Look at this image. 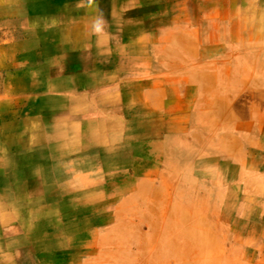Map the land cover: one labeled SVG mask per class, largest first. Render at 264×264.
<instances>
[{
  "label": "crops",
  "instance_id": "crops-1",
  "mask_svg": "<svg viewBox=\"0 0 264 264\" xmlns=\"http://www.w3.org/2000/svg\"><path fill=\"white\" fill-rule=\"evenodd\" d=\"M10 1L5 264H148L153 229L208 210L248 221L245 242L264 246V0Z\"/></svg>",
  "mask_w": 264,
  "mask_h": 264
},
{
  "label": "rangeland",
  "instance_id": "rangeland-1",
  "mask_svg": "<svg viewBox=\"0 0 264 264\" xmlns=\"http://www.w3.org/2000/svg\"><path fill=\"white\" fill-rule=\"evenodd\" d=\"M244 196V205L252 208L259 195ZM198 202L197 198V207ZM197 212L194 229L183 226L182 221L171 222L165 229H153L152 236L162 237L163 242L147 244L148 264H264V246L257 248L245 242L243 233L248 221H235L225 211ZM105 249L98 252L109 253ZM153 256L157 261L151 260Z\"/></svg>",
  "mask_w": 264,
  "mask_h": 264
},
{
  "label": "bare ground",
  "instance_id": "bare-ground-1",
  "mask_svg": "<svg viewBox=\"0 0 264 264\" xmlns=\"http://www.w3.org/2000/svg\"><path fill=\"white\" fill-rule=\"evenodd\" d=\"M11 2H12V0L10 1V3H11ZM245 3H246V2H245ZM259 12H260V11H259ZM251 15H252V14H251ZM18 16H20V15H18ZM255 17H256V16H255ZM257 18H258V17H257ZM259 18H260V17H259ZM256 20H257V19H256ZM259 20H260V19H259ZM95 22H96V21H95ZM259 22H261V21H259ZM258 25H259V24H258ZM69 28H70V27H69ZM81 28H82V27H81ZM259 30H260V29H259ZM260 31H261V30H260ZM245 32H246V31H245ZM95 33H96V32H95ZM35 36H36V35H35ZM102 36H103V35H102ZM102 36H101V37H102ZM95 39H96V38H95ZM32 41H33V40H32ZM34 41H35V40H34ZM258 41H259V40H258ZM90 42H91V41H90ZM237 43H238V42H237ZM88 44H89V43H88ZM90 44H91V43H90ZM101 44H102V43H101ZM243 44H244V43H243ZM36 45H37V44H36ZM96 45H97V44H96ZM237 45H239V44H237ZM93 46H94V45H93ZM252 47H253V46H252ZM37 48H38V47H37ZM43 50H44V49H43ZM42 53H43V52H42ZM21 56L23 57L24 55H21ZM252 58H253V57H252ZM15 59H16V58H15ZM253 62H254V61H253ZM261 62H262V61H261ZM257 64H258V62H257ZM259 64H260V63H259ZM261 65H263V64H261ZM258 66H260V65H258ZM46 67H47V66H46ZM50 67H51V66H50ZM259 69H260V68H259ZM263 71H264V69H263ZM53 111H54V110H53ZM44 112H45V111H44ZM44 112H43V113H44ZM48 112H49V111H48ZM50 112H51V111H50ZM44 116H45V115H44ZM45 117H46V116H45ZM45 117H44V118H45ZM47 117H48V115H47ZM47 117H46V118H47ZM52 119H53V118H52ZM49 120H50V119H49ZM51 126H52V125H51ZM87 127H88V126H87ZM8 130H9V129H8ZM37 135H38V132H37ZM43 135H44V133H43ZM195 135H196V134H195ZM7 138H9V137H7ZM36 138H37V136H36ZM11 139H12V138H11ZM37 140H38V139H37ZM33 141H34V140H33ZM33 141H32V143H34ZM69 142H70V141H69ZM71 142H72V141H71ZM193 142H194V141H193ZM169 144H170V143H169ZM175 144H176V143H175ZM202 144H203V143H202ZM178 145H180V144H178ZM181 145H182V144H181ZM203 145H204V144H203ZM170 146H171V145H170ZM189 146H190V145H189ZM171 147L173 148V146H171ZM195 147H196V146H195ZM176 148H177V147H176ZM210 149H211V148H210ZM167 150H168V148H167ZM207 150H208V149L206 148V151H207ZM212 150H213V149H212ZM216 150H217V149H216ZM1 151H2V150H1ZM186 151H187V150H186ZM186 151H184V154H185ZM217 151H218V150H217ZM218 152H219V151H218ZM172 153H173V152H172ZM182 153H183V152H182ZM209 153H210V152H209ZM212 153H213V152H212ZM226 153H227V152H226ZM167 154H169V155L171 154V153H169V150H168V153H167ZM173 155H174V154H173ZM176 155H177V154H176ZM220 155H221V154H220ZM227 155H228V154H227ZM190 156H191V155H190ZM199 156H200V155H199ZM222 156H223V155H222ZM232 156H233V155H232ZM194 157H195V156H194ZM202 157H203V156H202ZM219 157H220V156H219ZM224 157H225V155H224ZM240 157H241V156H240ZM173 158H174V156H173ZM177 158H178V157H177ZM188 158H189V157H188ZM206 158H207V157H206ZM196 159H197V158H196ZM230 159H231V158H230ZM238 160H239V159H238ZM172 161H173V160H172ZM174 161H175V160H174ZM203 161H204V160H203ZM240 161H241V160H240ZM189 162H190V161H189ZM192 162H195V161H192ZM224 162H225V161H224ZM174 163H175V162H174ZM194 165H195V164H194ZM200 166H201V165H200ZM200 166H199V167H200ZM196 167H198V166H196ZM170 168H172V167H170ZM187 168H188V167H187ZM190 168H191V167H190ZM194 168H195V167H194ZM157 169H158V168H157ZM172 169H173V168H172ZM177 169H178V168H177ZM184 169H185V168H184ZM208 169H209V168H208ZM233 169H234V168H233ZM160 170H162V169H160ZM168 170H169V169H168ZM173 170H174V169H173ZM173 170H172V171H173ZM204 170H206V169H204ZM176 171H177V170H176ZM185 171H186V170H185ZM208 171H209V170H208ZM166 172H167V171H166ZM169 172H170V171H168V173H169ZM195 172H196V171H195ZM199 172H200V171H199ZM173 173H176V172H173ZM200 173H201V172H200ZM165 174H166V173H165ZM181 174H182V173H181ZM203 175H204V174H203ZM214 175H215V174H214ZM168 176H170V175H168ZM234 177H235V176H234ZM180 178H181V177H179V180H181ZM190 178H192V177H190ZM194 178H195V177H194ZM67 180H68V179H67ZM184 180H185V179H184ZM193 180L197 181L196 179H193ZM193 180H192V181H193ZM71 181H72V180H71ZM212 181H213V180H212ZM212 181H211V182H212ZM233 181H234V180H233ZM41 182H42V181H41ZM43 182H44V181H43ZM60 182H61V181H60ZM72 182H73V181H72ZM87 182H88V180H87ZM172 182H173V181H172ZM189 182H190V181H189ZM68 184H69V183H68ZM220 184H221V183H220ZM42 185H43V184H42ZM75 185H76V184H75ZM197 185H198V184H197ZM43 186H44V185H43ZM193 186H194V185H193ZM204 186H205V185H204ZM210 186H211V185H210ZM45 187H46V186H45ZM45 187H44V188H45ZM51 187H52V186H51ZM71 187H72V186H71ZM78 187H80V186H78ZM182 187H183V186H182ZM7 188H8V187H7ZM49 188H50V187H49ZM197 188H198V187H197ZM227 188H228V187H227ZM4 189H5V188H4ZM26 189H27V188H26ZM185 189H186V188H185ZM185 189H184V191H185ZM45 190H46V189H45ZM66 190H67V189H66ZM70 190H71V189H70ZM204 190H205V189H204ZM204 190H203V191H204ZM234 190H235V189H234ZM8 191H9V190H8ZM63 191H64V190H63ZM174 191H175V190H174ZM205 191H206V190H205ZM10 192H11V191H10ZM43 192H44V191H43ZM25 193H26V192H25ZM177 193H178V192H177ZM205 193H206V192H205ZM224 193H225V192H224ZM0 194H1V193H0ZM23 194H24V193H23ZM23 194H22V196H23ZM206 194H207V193H206ZM20 195H21V194H20ZM20 195L18 194V195H15V196H19V197H20ZM173 195H174V194H173ZM214 195H215V194H214ZM221 195H222V194H221ZM24 196H25V195H24ZM78 196H79V195H78ZM176 196H177V195H176ZM184 196H185V195H184ZM19 197H18V198H19ZM45 197H46V196H45ZM173 197H175V196H173ZM11 198H12V197H11ZM171 198H172V197H171ZM190 198H191V197H190ZM190 198H189V201H190ZM194 198H195V197H194ZM194 198H193V199H194ZM32 199H33V198H32ZM173 199H175V198H173ZM179 199H180V198H179ZM193 199H191V200H193ZM0 200H1V199H0ZM7 200H8V199H7ZM16 200H17V199H16ZM26 200H27V198H26ZM26 200H25V201H26ZM171 201H172V199H171ZM189 201H188V202H189ZM196 201H197V200H196ZM198 201H199V199H198ZM37 202H38V201H37ZM37 202H35V203L37 204ZM39 202H40V201H39ZM71 202H72V201H71ZM172 202H173V201H172ZM182 202H183V201H182ZM186 202H187V201H186ZM186 202H185V203H186ZM12 203H13V202H12ZM33 203H34V202H33ZM179 203H180V202H179ZM189 203H191V202H189ZM195 203H196V202H195ZM180 204H181V203H180ZM186 204H188V203H186ZM196 204H197V203H196ZM28 205H32V204H29V203H28ZM59 205H61V204H59ZM65 205H66V204H65ZM198 205H199V204H198ZM57 206H58V205H57ZM71 206H72V205H71ZM182 206H183V205H182ZM193 206H194V204H193ZM195 206H196V205H195ZM23 207H24V206H23ZM174 207H175V206H174ZM191 208H193V207H191ZM199 208H200V207H199ZM49 209H50V208H49ZM57 209H58V208H57ZM188 209H189V208H188ZM196 209H197V208H196ZM46 210H47V209H46ZM11 211H12V210H11ZM44 211H45V210H44ZM44 211H43V212H44ZM27 213H28V212H27ZM41 213H42V212H41ZM44 213H45V212H44ZM197 213H198V212H197ZM15 214H16V213H15ZM18 215H19V214H18ZM27 215H28V214H27ZM29 215H30V214H29ZM12 216H13V215H12ZM38 216H39V214H38ZM50 216H51V214H50ZM52 216H53V215H52ZM193 216H194V215H193ZM31 217H32V216H31ZM187 217H188V216H187ZM11 218H12V217H11ZM39 218H40V217H39ZM53 218H54V217H53ZM17 219H18V218H17ZM23 219H24V218H23ZM33 219H34V218H33ZM43 219H44V218H43ZM28 220H29V219H28ZM194 220H195V219H194ZM2 221H3V220H2ZM2 221H1V222H2ZM49 221H50V220H49ZM47 222H48V221H47ZM4 223H5V222H4ZM24 223H26V222H24ZM30 223H31V222H30ZM2 225H3V224H2ZM26 227H27V225H26ZM30 227H31V226H30ZM30 227H29V228H30ZM191 228L194 229V227H192V226H191ZM191 228H190V230H191ZM196 229H197V228H196ZM25 230H26V229H25ZM199 230H200V229H199ZM9 234H10V233H9ZM192 238H193V237H192ZM28 240H29V239H28ZM28 240H27V241H28ZM69 240H70V239H69ZM70 241H71V240H70ZM67 242H68V241H67ZM2 243H3V242H2ZM12 243H13V242H12ZM14 243H15V242H14ZM24 243H25V242H24ZM58 243H59V242H58ZM27 244H28V243H27ZM4 246H5V245H4ZM22 246H23V245H22ZM54 247H55V246H54ZM1 248H2V247H1ZM29 248H30V247H29ZM59 248H60V247H59ZM14 249H15V248H14ZM64 249H65V248H64ZM15 250H16V249H15ZM40 250H41V249H40ZM18 252H20V251L18 250ZM34 252H35V251H34ZM63 253H64V251H63ZM11 254H12V253H11ZM35 254H36V253H35ZM36 255H37V254H36ZM44 256H45V255H44ZM42 257H43V256H42ZM50 260H51V259H50ZM12 261H13V260H12ZM0 264H5V260L2 258V256L0 257Z\"/></svg>",
  "mask_w": 264,
  "mask_h": 264
}]
</instances>
